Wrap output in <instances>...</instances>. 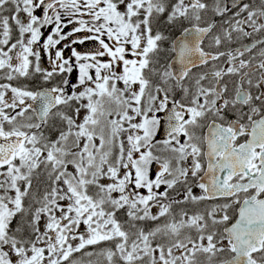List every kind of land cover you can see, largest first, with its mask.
<instances>
[{
  "label": "snow or ice",
  "instance_id": "obj_1",
  "mask_svg": "<svg viewBox=\"0 0 264 264\" xmlns=\"http://www.w3.org/2000/svg\"><path fill=\"white\" fill-rule=\"evenodd\" d=\"M0 264H264V0H0Z\"/></svg>",
  "mask_w": 264,
  "mask_h": 264
}]
</instances>
